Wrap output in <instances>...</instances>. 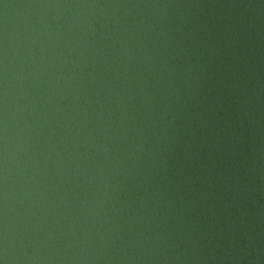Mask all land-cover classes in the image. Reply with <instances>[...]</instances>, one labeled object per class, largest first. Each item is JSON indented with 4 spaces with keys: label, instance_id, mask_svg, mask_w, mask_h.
<instances>
[{
    "label": "water",
    "instance_id": "obj_1",
    "mask_svg": "<svg viewBox=\"0 0 264 264\" xmlns=\"http://www.w3.org/2000/svg\"><path fill=\"white\" fill-rule=\"evenodd\" d=\"M0 264H264V0H0Z\"/></svg>",
    "mask_w": 264,
    "mask_h": 264
}]
</instances>
